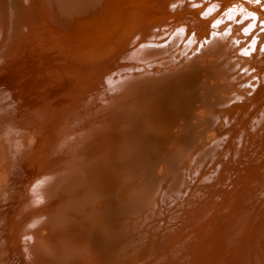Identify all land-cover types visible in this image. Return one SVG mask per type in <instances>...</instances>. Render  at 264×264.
I'll list each match as a JSON object with an SVG mask.
<instances>
[{"label":"bare ground","instance_id":"1","mask_svg":"<svg viewBox=\"0 0 264 264\" xmlns=\"http://www.w3.org/2000/svg\"><path fill=\"white\" fill-rule=\"evenodd\" d=\"M31 18L32 23L23 26ZM30 32L34 37L20 51L17 65L13 62L7 68L3 59L0 65V77L2 70L12 76L17 93L14 97L7 92L14 110L9 118L6 107L0 108V264H118L122 258L117 253L137 263L143 252L136 242L138 235L148 231L157 241L162 236L171 239L183 216L198 214L207 216L204 223L185 235L194 252L203 254L200 259L204 256L208 264H237V256L243 253L248 264H254L240 243L251 237L241 222L254 217L256 222L249 219L255 230L252 235L263 240L253 241L258 246L252 256L263 264L264 236L259 233L264 232V0H0V58L13 53L18 37ZM137 66L146 73L138 82ZM96 82L101 89H91L90 83ZM228 86L230 93L235 92L218 91ZM93 100L96 104L88 103ZM247 101L258 106L255 116L248 111ZM193 103L196 117L189 127L184 123L163 133L155 131L162 128L159 120L169 116L168 109L181 114ZM150 105L158 107L161 115H155ZM203 106L211 108L206 111ZM244 106L247 113L240 116L237 112ZM125 108L126 116L120 114ZM141 111L146 119L137 117ZM218 116L223 127L215 121ZM190 128L198 139L206 136L203 142L213 138L211 145L205 148L208 142L198 141L197 149L187 145L185 139L191 135L183 129ZM50 134L55 135L52 149ZM222 136V141L217 140ZM132 139L131 147L126 141L133 143ZM151 139L156 148L149 144ZM44 142L46 146L40 148ZM139 145L144 146L143 154ZM96 147L99 152L93 151ZM211 147L219 154L206 153ZM81 152L96 156L95 164L85 161ZM198 152L201 156L196 158ZM212 155L216 157L209 161L212 171L203 175L208 169L199 160ZM122 156L131 158L127 167ZM149 157L152 165L165 160L169 171L177 165L186 170L189 163L191 174L182 173L181 187L172 185L157 195L161 182L146 187L137 178L150 164L138 160ZM72 158L84 163L75 168ZM80 167L86 172L97 170L101 188L93 191L103 201L98 207L96 202L90 205L96 201L92 194L67 192L71 169ZM117 167L132 171L125 175L133 185L128 187L129 199L140 192L145 204L136 206L137 199L130 203L125 197L128 206L122 203V209L136 211L121 209L123 224L98 228L102 232L98 236L91 227L97 222L114 225L109 215L118 208L114 192L125 189V184L119 185ZM199 173L203 179L188 185L190 177ZM253 174V185L243 181ZM165 178L164 174L158 179L165 183ZM217 180L228 189L222 185V190H213L212 186H219ZM167 197L181 212H174L159 227L153 221L162 215L159 209L168 204L173 208ZM75 199L73 204H81L79 210L61 208ZM130 213L135 215L129 220ZM4 224L8 227L1 233ZM120 229L134 232L123 234ZM78 234L85 242L76 240ZM191 253L184 250L185 255ZM161 256L165 259L160 264L171 263L165 251ZM200 259L196 256V263Z\"/></svg>","mask_w":264,"mask_h":264},{"label":"rangeland","instance_id":"2","mask_svg":"<svg viewBox=\"0 0 264 264\" xmlns=\"http://www.w3.org/2000/svg\"><path fill=\"white\" fill-rule=\"evenodd\" d=\"M22 1L25 2V0H22ZM224 9H225V6L222 7L221 9H218L219 15L222 14V12H223ZM19 12H20V10H19ZM216 17L217 16H215L213 19H215ZM39 22H41V21H39ZM31 23H32V18L31 19H28V21L25 22V24L23 26H27V25H29ZM41 26H42V24L41 23H38V27H41ZM33 37L34 36H33V34L31 32L28 35H26L25 37H23L22 39H20V37H18V41L15 42V44L13 45L14 52L11 53L7 57H4V58L1 57L0 58V65L3 62V60L5 61V63H6L5 66L7 68H9L11 66V64H13V62H15V64L17 65V59H19L20 51H22L25 48V46L27 45V42L30 41ZM34 40H35V38H34ZM1 59H3V60H1ZM228 65H230V64H228ZM137 68H138L137 69L138 72L141 74L140 77H139V79L136 80L138 82L141 79H144L145 78L146 73H144V71L140 70V67L139 66H137ZM234 70L236 71V69H234ZM13 72H14V69H13ZM13 72H12V75H13ZM6 73L7 72H4L3 70L1 71V75L2 76L0 77V108L6 107L5 111H8L9 112V114H8L9 116L7 115L8 117L7 116L6 117L9 118L11 116L10 114L14 113V110L11 109L10 103H11L12 100L8 101V99L10 97H9V94L7 92L8 91H11L14 94V97L17 96V93H14V90L12 89L13 86H15L14 83H12V79H11L12 76L9 78V74L8 73L6 74ZM132 73H134V72H132ZM235 75H237V71L235 72ZM245 78H246V76L243 79H245ZM83 86L81 87V89L83 88ZM90 86H91V89H101V85L98 82H96V83H90ZM224 88H220V89H218V91L223 90L224 92L230 93L228 91L230 89L229 86L227 88H225V90H224ZM193 90L195 91L196 88L194 87ZM213 91H215V89H213ZM202 92H205V91H202ZM233 92H235V91H232L231 93H233ZM99 93L104 96L103 99L106 98L105 94H102L101 92H99ZM207 93H212V91H207ZM20 96H24V93L23 92H20ZM256 101H257V98H256ZM88 103H94V104H96V102L94 100L91 101V102H88ZM247 103L250 104V106L248 107V111L249 112H253L254 113L253 116H255L256 115V108L258 109V106L254 105V104H251L250 101H247ZM102 106H104V104ZM100 107H101V105H100ZM192 107H194V103L192 105H187L183 109V112H180L181 114H186L187 116H181V114H179V111L178 110H175L174 108L168 109V115L169 116H167V118H161L162 120L161 119L159 120L161 122L162 128H156L158 130L155 129V131H159V133H161V132L163 133V132H166L168 128H170V130L177 129L179 126L184 125V123H186V126L189 127L191 125V119H193V117H196V116H193L192 115V113L194 112ZM150 108L153 110V112L155 113V115H159V114L161 115V111L159 110L158 107H155V106L150 105ZM203 108H205V110L207 111L211 107L203 106ZM229 110L230 109H228V111ZM23 111L24 110H22V112ZM233 111L236 112V110H234V109H233ZM23 113H25V112H23ZM106 113H108V112H106ZM116 113H118L117 110L115 112H113L112 115H115ZM237 113H239L240 116H244L247 113L246 112V106H244V108H242ZM120 114H122L124 116L128 115L129 114L128 113V109L127 108L122 109L121 112H120ZM138 116H142V118H145V119L147 118L146 113H144L142 111L137 114V117ZM215 121H220V123L222 124V127H223L224 124L221 122V117L218 116V119H215ZM29 122L32 123V124H34V125H36V123L35 122H32L31 120ZM55 122H56V120H55ZM9 123H13V120H10ZM60 123H61V121L59 122V124ZM209 124H212V122L209 123ZM216 124L218 125V122H216ZM58 129H59V131H58V133H56L57 135L59 133H61V129L59 127H58ZM190 130L183 129V131L185 133H187L186 135H191V136L186 137L185 142L186 143H189L187 145H191L193 148L197 149L196 145L200 144V143H197V141L198 142H203L204 139L206 138V136L204 135L203 137H200L198 139L197 133L194 132L192 128H190ZM0 132H2V129L1 128H0ZM236 132H237V130H236ZM126 134L127 135H131V133H126ZM227 134L228 133H226V135ZM54 137H55L54 134H50L49 135V149H52V147H53ZM212 139L205 141V142H208L207 145L204 144L205 148H206V146L211 145ZM223 139L224 138L222 136L221 138H218L217 140H221L222 141ZM205 142H203V143H205ZM126 143L129 144L132 147V145L135 143V140H133V143L129 142V140L126 141ZM149 144L152 145L155 148L157 147V144H156V142H155L154 139H151L149 141ZM169 144L170 145L173 144V141H169ZM43 146H46V143L45 142L44 143H41L40 148H43ZM142 147H144V146L139 145L137 147L141 154L144 153L143 149H141ZM178 148L181 149V147H179V146H178ZM93 151L94 152H99V149L96 147V148H94ZM212 152H215V154H217V149H214V147H211V148H207L206 149V153L209 154V153H212ZM81 153H82V155L85 156V158H86L85 161H87L91 165H94L95 164V161H96V158H97L96 156H93L92 154H89V153H86V152H84V153L81 152ZM199 156H201V154L198 152L196 158L197 157L199 158ZM3 158H4V156H3ZM150 158L151 157H149L147 160H145V159H142V160L139 159L138 160V161H140L142 163H148L149 162L150 164L144 166L143 173L140 170L137 178H138V180L140 182H142V184H145L146 187H150L151 184L152 183H155L156 181L161 182L162 187L160 189H157V195H160L161 192H163V191H167L169 189V187L172 186V185H173V188H175V185H177L178 188L181 187L179 185V183H182V177H183L182 173H185V175L186 174L187 175H190L191 174L190 173L191 164H189V163L186 165V170H184L180 165H177L176 166V169L172 170V168L170 167L171 168V171H169L166 168L167 165L165 166V160L162 161V162H157L156 164L152 165L151 161H149ZM179 158L180 157H178V159ZM215 158L216 157L214 155H212L211 157H208L204 161H203V159L202 160H199V162L202 161V163H203V169H204V167H205V170L208 169V171L205 172L203 175L208 174L209 170L212 171V165L209 164V161L210 160H214ZM121 159H123V162H125L126 167L131 162L130 161L131 160L130 156H124V157L122 156ZM157 160H160V158L158 157ZM72 161L73 162H71L70 164H72V166L75 165V168H77L78 166H82V164L84 163V161H82V160L78 161V159H76V158H72ZM188 161L189 160H187L186 162H188ZM8 164H9V162H8ZM2 165L3 166L5 165V161L2 163ZM181 165H182V163H181ZM160 167H161V169H159ZM117 168H118V171H119L118 173L120 175V179H122V181L120 182L119 185L125 184V189L124 190H121V191L115 190V192H114L115 193V196H114L115 198L113 197V202L115 203L116 207L118 206V208L117 209H115V208L114 209H111L110 210L111 212L109 214V215L112 214V216H113L112 220L114 221V223H113L114 225H110V226L109 225L108 226L104 225V226H102V224H100V222H97V223L93 224L95 227L93 226L91 228L97 233V235H98V233H102L101 230H99L98 228H101L102 227V228L112 229L113 227H116L117 228L119 226V223L120 222H121L120 225L123 224L122 223V217L119 215V213H120L119 211H121V209H122V207H121L122 206V203L125 204L123 202V200H124L125 197H126V199L130 203H133V201L135 199H137V201L134 202V203H136V206L138 204H140L139 206L141 207V206H144V204H145V202L143 203V201L141 199L142 193H140V192H137L133 196V199H129L130 196H129L128 192L130 190H129L128 187L133 186V185L131 183L132 180H126L125 175L128 174V173H130V172H132V171H130L128 168H127L128 171L126 169H123L122 167H117ZM132 170L133 171H136L135 168H132ZM158 172H159V174H156ZM96 173H97V170H91L89 172H86V170H83L82 167H80L78 169H75V170L74 169H71L70 174H69V178L65 182V183H67L66 189L67 190H70V191H67V192L70 193V195H71L72 193H74L73 192V189H74L76 192H82V193H85L86 195L92 194L93 197H94L93 199L96 200V201H92L90 205L93 206L94 205V202H96V205L98 207V205L100 203H102L103 201H102L101 197L98 195L99 192H96V191L94 192L93 191L94 189L100 191V188H101V185H100L101 184V181L98 178H96ZM164 174H165V177H166L165 178L166 182L165 183H162V182H164V180L163 179L162 180H159L158 178L164 177ZM139 175H141L142 178L139 177ZM255 178H256V175L253 174V176H250L248 178L247 177L244 178L243 181L244 182H247V183H250L251 185H253ZM193 179H196V180L197 179H203V176L201 175V173H199V174H197L195 176L192 175V177H190V180H189L190 182L188 183V185L194 184ZM201 181H204V180H201ZM217 181L219 182V186L217 188H214V186H212L213 187V190H222V185H225V184L224 183L222 184V182L220 180H217ZM167 183H169L168 186H167ZM119 185H117V186H119ZM85 186H87V187H85ZM238 188L241 189V190H243V191L248 190V188H244L241 185H239ZM225 189H228V187H226V185H225ZM61 197L62 198H65L64 195H61ZM72 197L74 198V196H72ZM222 200H223L222 202L224 203L225 199L222 198ZM75 201H78V200H76V199L73 200L71 204H68V203L65 202V203H63L61 205V208L62 207L66 208V209H74V208H77L79 210L81 208V204L79 202H78V204H73V202H75ZM104 201H106V200H104ZM167 201L168 202H170V201L172 202V200H170V198L168 199V197H167ZM125 205L128 206V204H125ZM165 205H167V204H165ZM168 205H169L168 208H166V206H165V209H164V206H163V208H160L159 209V210H161L160 212L158 211L159 213L156 212V213L162 214V215L159 218L157 217V218H155L153 220V221H156V224L155 225H158L159 227L160 226L163 227L164 224L168 221V219H170L172 217L173 213L174 212L177 213L178 207L176 208L174 203H173V208L170 207V204H168ZM227 206H228V204H227ZM66 209L63 210V211H67ZM136 209L137 208H134V209L131 210L129 207H124L121 212H135ZM96 210H97V208H96ZM113 211H115V212H113ZM215 211H216V209L213 212H215ZM137 212H138L137 213V215H138L139 212H141V211L138 209ZM180 212L181 211L179 210L178 211V214ZM67 213H69V212L67 211ZM164 214H165V218L163 219L162 217H163ZM131 215H135V214L134 213L128 214V219L129 220L131 219L130 218ZM206 217L207 216H200L199 214L197 216H195V215L183 216V219L179 220V222H178V226H179L178 232L177 233L175 232L174 234H172L171 235V239H168V236H162L161 238H160V236H158V238H160V239L157 241V240H155L156 237H154V239H153L152 236H151V234L148 231L147 232H143L142 235L140 234V235H138L136 237V242L139 243L140 247H143L144 248V249L142 248L143 252L141 253V258L139 259V262L135 263L134 260L131 261V262H129L128 259H127V256H125L123 258V257H121V255L119 253H117L118 257L122 258L121 261H119L118 264H134V263L135 264H160V262L163 261V259H165L163 256L159 257L160 252H163V251L166 252V255L167 256H170V257L167 258L169 260V262H171L170 264H208V260L204 256L202 257V259H200V256L203 255L201 253V251H195L194 252L193 246H192L190 240L189 239L188 240L186 239L188 236L185 235L187 232H191L192 230L195 231L196 229H198L199 227H201L202 224L204 223V220H205ZM96 218L97 219H100V216L98 215ZM249 219L252 222H256V219L254 217L253 218L252 217H250V218H244L243 223L241 222L242 229L243 230H246V232H249V235L251 233L250 240L246 244H245V242H243V243L240 242L243 245V247L241 249H244V247L246 246L245 248H247L249 250V252H250V256H248L249 259L251 258L250 260H253L254 261V264H258V262H257L258 259L256 258V256L255 255L252 256V252L256 249V246H258L253 241L262 242L263 237H259L257 234H255V236L252 235L253 234V231H255V230H254V227L251 226ZM118 221H119V223H118ZM153 221H151V222H153ZM84 224H86V221H85ZM90 224L92 225V223H90ZM1 227H2L1 233H4V232H6L8 225L6 227V224H4ZM95 228H97L98 230H96ZM142 228L143 227L140 226V227H138V230L139 231H142ZM241 230H237V233H240V235H241ZM133 232L131 230L128 231V229H122L121 230V233H123V234H128V233H131L132 234ZM137 234H139V233H137ZM259 234H261L262 236H264V232L259 233ZM8 235H9V233L5 236L6 239L9 238ZM97 235H95V237ZM98 236H100V235H98ZM254 237H255V239H254ZM76 240L79 241V242H85L84 238H82L79 234L76 235ZM101 240H102V238H101ZM175 241H179V242H177L179 244H177L173 248L165 249L167 247L172 246V243L175 242ZM129 243H133V242L130 240ZM129 245H132V244H129ZM156 247H159V249L157 250ZM129 248L130 247H127L126 248V251ZM194 248H197V247H194ZM241 249H239L237 252H239V251L241 252L242 251ZM184 250H188V253L189 252H192V253L190 255H185L184 254ZM196 256L200 259V261L198 263H196ZM155 257H156V259L154 261H152ZM203 258L205 259L204 262H203ZM237 259H239V263H237V264H248V259H246V256L243 253H240L237 256ZM225 262H227V261H225ZM263 264H264V260H263Z\"/></svg>","mask_w":264,"mask_h":264},{"label":"snow or ice","instance_id":"3","mask_svg":"<svg viewBox=\"0 0 264 264\" xmlns=\"http://www.w3.org/2000/svg\"><path fill=\"white\" fill-rule=\"evenodd\" d=\"M257 2H259V0H257Z\"/></svg>","mask_w":264,"mask_h":264}]
</instances>
